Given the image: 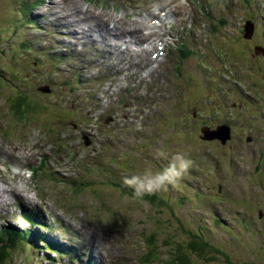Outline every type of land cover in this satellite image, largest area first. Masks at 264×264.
Wrapping results in <instances>:
<instances>
[{"label": "rangeland", "instance_id": "rangeland-1", "mask_svg": "<svg viewBox=\"0 0 264 264\" xmlns=\"http://www.w3.org/2000/svg\"><path fill=\"white\" fill-rule=\"evenodd\" d=\"M183 1L200 29L191 28L188 38V27L173 20L171 35L166 32L161 38L157 33L166 44L148 77L143 74L149 51L135 64V77L110 64L100 69L117 70L99 81L93 79L98 68H93L92 54L102 51L97 43L94 49L81 46L77 52L67 47L74 46L81 29L92 33L102 25L105 15L95 14L90 5L83 8L84 0H0V201L5 191L18 196L23 209L44 216L39 223L45 225L41 230L29 226L19 206L10 201L0 235L17 230L28 241L8 247L10 255L2 264H71L70 257L44 250V242H38L44 234L52 243L61 240L71 247L68 251L76 257L74 249L89 251L93 264H146L144 254L153 232L158 233L159 248L149 250L155 256L152 264H167L172 257L165 237L169 244L185 246V252L189 241L206 239L221 253L214 254L212 264H264V146L255 141L264 139V57L246 49L242 31L245 18L254 21L256 44H264V0H230L227 8L223 0H201L203 10L186 3L193 0ZM111 2L99 0L98 6ZM69 7L87 12L86 27L75 29L74 35L72 22L69 26L53 19H69L64 15ZM120 7L138 22L134 11ZM107 13L114 17L117 10ZM52 24L61 36L54 34ZM109 39L106 50H117L109 46ZM133 51L124 52L133 57ZM79 56L85 68L79 66ZM223 62L235 77L223 78ZM23 97L40 108L21 114L25 118L11 108V102ZM195 113L197 119L191 117L190 122L188 117ZM224 123L233 129L225 150L219 140L201 142V126L214 131ZM183 126L189 134L181 133ZM37 152L48 162L42 174L32 178L29 170L37 165ZM177 152H183L191 166L163 189L166 197L159 191L161 216L151 204L117 192L124 177L149 165L163 167ZM28 156H34L31 163ZM20 167L27 168L23 176ZM258 212L263 222L256 220ZM50 228L53 235L47 233ZM74 235L80 240L70 237ZM79 258L83 264L91 262L83 255Z\"/></svg>", "mask_w": 264, "mask_h": 264}, {"label": "trees", "instance_id": "trees-1", "mask_svg": "<svg viewBox=\"0 0 264 264\" xmlns=\"http://www.w3.org/2000/svg\"><path fill=\"white\" fill-rule=\"evenodd\" d=\"M217 57H220V56H217ZM221 58H223V57H220V61L222 60ZM216 63H219V61ZM221 64L223 65L225 63L223 62ZM229 69L230 68L226 69L223 65L222 76H223V74L226 75L227 73H229ZM223 78H225V77H223ZM225 80H226V78H225ZM237 92L239 94H241V92L239 90ZM11 106H12L11 108L14 110L15 114L19 115L20 117H23V118H25V117L22 116L21 114L26 115L27 113H29L31 115V114H34L35 111H38L40 109V108L36 109L34 104L31 107V104H29V100H26V98H24V97L21 99H18L17 101L11 102ZM42 111H45V110H42ZM39 113H41V111H39ZM202 127H204V126H201L200 128H202ZM117 187H118L117 192L122 193L123 195H125L127 197L133 198L130 188L125 187V186L120 185V184H118ZM202 190H204V189H202ZM161 191L163 193L162 195L164 197H166L164 195V190L162 189ZM195 191H197L198 193L201 194V195H199L201 197V199L205 198L202 196L203 193H201L198 190H195ZM161 198H162V196L160 195V193L158 191L155 193L146 194L145 196H143L139 200L141 202H147V203L151 204L152 207L154 206L153 209L157 212V214L159 216H161V211L159 209L160 206H158L159 205L158 203H159ZM133 199H135V198H133ZM201 202H204V201L201 200L199 203H201ZM19 211L21 212L22 215L26 216L27 219H30V220H40L39 218H41L42 220L44 219V216H42L35 209H31L30 211H27V210L21 208V210H19ZM159 222H161V221H159ZM29 223H31V222H29ZM36 223H37V221H36ZM40 225L42 226V224H40ZM36 226H39V224L37 223ZM50 234H51V232H50ZM38 235L40 236V234H38ZM5 236L6 237L3 238L2 235H0V264H2L5 261L6 257L10 255L9 248L10 249L15 248L16 244L19 241L20 242L28 241V238L26 237V235L23 232L19 233L17 230L13 231V232L10 231V234L9 235L6 234ZM39 236H37V237H39ZM167 238L165 237L163 242H165L167 245H169V247H168L169 249L167 251H169L168 254L172 255V257H170V261L167 262V264H212L211 262H213V260H214V258H213L214 254L215 253L221 254L220 251L218 249H216V247H213L209 242H207L206 239H201L199 237H196L195 239L189 241L186 245V248H187L186 250H188V252H185L184 251L185 246L182 248L178 244H176V245L169 244ZM157 240H158V233L154 234V232H153L148 237V243H149V245H151L152 249H154V250H157L159 248V247H157L158 246ZM43 248L45 251H48L49 253H51V252H54L56 254L65 253L72 258L75 256L72 252L68 251L69 249H72L71 247H68L67 245L58 244L56 241L54 243H52V242L45 243L44 242ZM160 254H161L160 252L156 254V256L158 258V259L156 258L157 260H159ZM207 255H209V256H207ZM146 260H151V259L147 258ZM227 260L230 263L231 260H229V259H227ZM153 262H154V260L151 261V263H153Z\"/></svg>", "mask_w": 264, "mask_h": 264}, {"label": "bare ground", "instance_id": "bare-ground-1", "mask_svg": "<svg viewBox=\"0 0 264 264\" xmlns=\"http://www.w3.org/2000/svg\"><path fill=\"white\" fill-rule=\"evenodd\" d=\"M181 3L183 4V5H185L186 6V4L184 3V2H182L181 1ZM156 4V3H155ZM161 5H163V6H161ZM174 5H175V0H164V1H162L161 2V4H159L158 6H160V8H158L157 10L158 11H160V12H164V14H163V16L159 19V24L157 25V26H149L148 27V25H146L147 24V22L146 21H144L143 23L140 21L139 23H142V25H141V27L138 29V30H136L134 33H133V35L131 36V37H127L128 35H130V34H132V31H133V28H132V25L134 24V23H132V22H129V23H124V24H114V25H112V28H111V30H110V33H104L103 34V37H102V35H100L99 33H98V35H96V37H93V35L95 34V33H97V30H94L92 33L90 32V30H88V29H85L87 32L85 33L84 32V30H80V32L78 33V36H76L75 38H74V40H75V42L81 37L80 35H83L84 33H85V39H84V41H83V43H88L89 44V47H94V44L95 43H99V42H102V40L104 41V43H105V45H107V43L105 42V40H106V38H107V36H110V38L111 39H109L107 42H108V44H109V46H115V48H120V49H122V51H127V52H129V51H132V49H134V51H133V58H135L136 56L137 57H141L142 55H145V53H143L142 51H140V50H138L137 48L139 47V46H141L142 45V43H148L149 44V48H150V50L149 51H151V50H153L154 48H155V42H156V40H158V41H162V39H160L159 38V33L160 34H162L161 36V38H163V36H164V32H161V31H159V27H165V25L167 24V20H169L170 18H176L178 21H184L185 20V16H187V13L184 11V10H186L185 8H184V6H182L181 4H180V6L179 7H177L176 9H174ZM130 6H132V4L130 5ZM51 7V6H50ZM65 8V7H64ZM169 8H171V10H168ZM75 8L73 7V8H71L70 9V11L72 12V10H74ZM174 10V12H171V11H173ZM182 10V11H181ZM65 11V10H64ZM80 11H81V8H80ZM156 11V10H155ZM155 11H152V12H150L149 14H148V18L150 19L151 17H153V16H155L156 15V12ZM82 12V11H81ZM168 12V13H167ZM169 14H172V15H169ZM64 15H67V16H69L68 18L69 19H66V17L64 16V18H53V17H51V18H53L54 20H57V19H59L58 20V22H60L61 23V21L62 22H64L63 20H67L68 22H66V24H69V26H70V23L71 22H69L70 21V15L69 14H67V13H65ZM54 20H52L51 19V23L54 21ZM137 21V20H136ZM93 22V21H92ZM84 23H87V22H85V19H84ZM146 23V24H145ZM62 24V23H61ZM93 24V23H92ZM95 24V23H94ZM62 26H64V28L63 27H61L62 28V30L63 31H65L66 30V25H62ZM69 26H67V28L69 27ZM80 28V27H79ZM82 28V27H81ZM69 29V28H68ZM172 29V27H170L169 28V30H171ZM74 28H72L71 29V31H70V29H69V31L70 32H72L73 33V35L75 34L74 33ZM91 30H93V29H91ZM158 33V34H157ZM169 34H170V32H169ZM89 36H91V37H89ZM101 37H102V40H101ZM68 40V39H67ZM255 44H256V39L255 38H252L251 39ZM74 42V43H75ZM131 42H133L135 45H131V46H121V44H123L124 43V45L126 44V43H131ZM252 43V42H251ZM254 43H252V46L254 47L255 46V44ZM113 44V45H112ZM259 45V44H258ZM261 47H260V49L262 50V49H264V44H261L260 45ZM71 47V46H70ZM123 47V48H122ZM72 49H74V46H72L71 47ZM95 48V47H94ZM105 51H107L106 50V48H105ZM104 52V51H103ZM155 52H157V50L155 49L154 50V52L153 53H155ZM209 52H211L210 50H209ZM208 52V53H209ZM204 53V52H203ZM106 54V53H105ZM149 56V55H148ZM71 58H75L74 56H72L71 55ZM126 60H129V59H126ZM132 60L133 59H131L130 61L132 62ZM77 61H78V63L80 64V61L77 59ZM155 62V61H154ZM154 62H151V65L154 63ZM112 64V63H111ZM67 68V67H66ZM130 68H132V66H128L127 68H126V70H124V71H127V72H131V70H130ZM145 72H144V74H143V77H148L152 72H153V70H154V68H153V66H150V67H148V66H146L145 67ZM67 70H68V68H67ZM124 71H122V74H126V72H124ZM151 83H152V81H151ZM194 118V117H196V119H197V115H196V113L195 114H193V116H190V117H188V119L190 120V122H191V119L192 118ZM201 117L203 118L204 117V115H201ZM195 120V119H194ZM194 123H197L198 124V121H194ZM185 125H190V124H186L185 123ZM206 127L208 126V125H205ZM209 128V130H208V134L209 135H212L211 134V128L210 127H208ZM201 129V128H200ZM200 129H199V132H200ZM182 131L183 132H185V133H188V131H187V129L183 126L182 128H181V133H182ZM194 131H195V128H194ZM189 134V133H188ZM180 135V134H179ZM178 135V136H179ZM197 136V135H196ZM207 142H210V143H215V142H217V141H215V140H206ZM209 143V144H210ZM219 143L220 144H218L220 147H222V150H225V144H223V143H221L220 141H219ZM178 144H180V143H178ZM204 144H206V143H204ZM208 145V144H207ZM188 155V154H187ZM205 155H208V153L206 152L205 153ZM189 156V155H188ZM78 193H79V191H78ZM77 193V194H78ZM66 234H67V232H65ZM45 236H40L41 237V239L39 238V241L38 242H40V241H44L45 243H47V242H50L51 240L50 239H47V236H46V234H44ZM67 235H69V234H67ZM70 237H73L74 239H79L80 240V238L79 237H76L75 235L74 236H70Z\"/></svg>", "mask_w": 264, "mask_h": 264}, {"label": "clouds", "instance_id": "clouds-1", "mask_svg": "<svg viewBox=\"0 0 264 264\" xmlns=\"http://www.w3.org/2000/svg\"><path fill=\"white\" fill-rule=\"evenodd\" d=\"M191 161L183 152H177L163 167L152 168L150 165L138 174L124 177L122 184L131 189L132 197L140 199L174 184L190 168Z\"/></svg>", "mask_w": 264, "mask_h": 264}, {"label": "water", "instance_id": "water-1", "mask_svg": "<svg viewBox=\"0 0 264 264\" xmlns=\"http://www.w3.org/2000/svg\"><path fill=\"white\" fill-rule=\"evenodd\" d=\"M253 35V27L251 24H246L245 25V35L244 38L245 39H250ZM255 53L258 55L259 53H262L264 55V49H256ZM47 88V87H46ZM42 93H48L49 91L47 89H42L39 90ZM208 130L209 128H203L201 130V133L204 135L202 136L203 140H219L221 143L225 144L227 140L230 139V132H229V128H227V126L225 125H220L219 127H217L216 130L211 131L212 135L208 134ZM86 144H88V142L86 141Z\"/></svg>", "mask_w": 264, "mask_h": 264}, {"label": "flooded vegetation", "instance_id": "flooded-vegetation-1", "mask_svg": "<svg viewBox=\"0 0 264 264\" xmlns=\"http://www.w3.org/2000/svg\"><path fill=\"white\" fill-rule=\"evenodd\" d=\"M252 38H254V37H252ZM251 38V39H252ZM247 40L246 41V43H250V42H252V43H254L252 40ZM255 44V43H254ZM248 46V45H247ZM248 49H250V47L248 46ZM264 57V56H263ZM225 77H229V78H231V77H235V76H231V75H227V76H225ZM247 77V76H246ZM251 77H253L252 75H251ZM264 77V76H263ZM241 105V104H240ZM241 106H239V108H240ZM261 110H264V106H261ZM193 116V115H192ZM212 128V127H211ZM233 132V129L231 128V133ZM215 141H217V140H215ZM256 142H259V143H263V146H264V139H261V138H257L256 140H255ZM203 144L204 143H206V144H208V143H210V142H207V141H201ZM264 156V155H263ZM151 159L156 163L157 161H155L154 160V157L152 156L151 157ZM163 159V158H162ZM158 161H162L161 159H159ZM248 216L249 215H247V220L249 221V222H251V223H253L252 222V220H250L249 218H248ZM256 220H260V221H262L263 222V214L261 213V212H258L257 213V216H256ZM254 225L256 224V223H253Z\"/></svg>", "mask_w": 264, "mask_h": 264}]
</instances>
